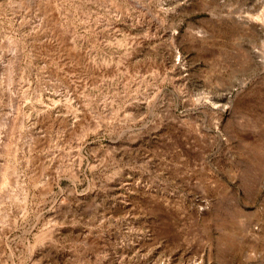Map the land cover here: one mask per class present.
<instances>
[{
	"label": "rangeland",
	"instance_id": "obj_1",
	"mask_svg": "<svg viewBox=\"0 0 264 264\" xmlns=\"http://www.w3.org/2000/svg\"><path fill=\"white\" fill-rule=\"evenodd\" d=\"M2 177L0 264H264V0H0Z\"/></svg>",
	"mask_w": 264,
	"mask_h": 264
},
{
	"label": "bare ground",
	"instance_id": "obj_2",
	"mask_svg": "<svg viewBox=\"0 0 264 264\" xmlns=\"http://www.w3.org/2000/svg\"><path fill=\"white\" fill-rule=\"evenodd\" d=\"M105 1V0H104ZM108 1V0H107ZM111 2V1H110ZM102 3V2H101ZM107 4H108V2H107ZM114 5V4H113ZM112 6V5H111ZM116 6V5H115ZM114 8V7H113ZM114 9H118V8H114ZM261 16V15H260ZM258 18H259V16H258ZM258 18H256V19H258ZM261 18H262V16H261ZM260 18V19H261ZM251 20V19H250ZM115 27V26H114ZM117 28V27H116ZM55 42V41H54ZM65 44V43H64ZM73 44V43H72ZM45 45V44H44ZM75 50H76V48L74 47V46H71V45H69L68 47H65L62 43H47L45 46H43V47H37L36 48V53H38V55H40V56H44V57H49L50 59H52L53 57H57V58H59V59H61L63 62L64 61H66V63H64V65H71L72 67H76L78 70H80L79 71V73H81V74H83L84 76L83 77H88L87 79H86V77H85V81L86 80H89L90 82H93V83H97V82H100V81H102L103 80V78L104 77H106V76H110L111 77V75H113V74H115V72H117V70L115 71V70H109V69H103V71H97V70H95V69H93L91 66H90V64H88V62L86 61V59H88V58H86L85 59V57L84 56H82L81 54L80 55H76L75 54ZM52 53V54H51ZM55 53V54H54ZM51 61V60H50ZM121 62V61H120ZM124 63V62H123ZM122 63V65H124V74L123 75H125L126 76V78H132L133 77V75H132V71H135V69L137 70V68L133 65V64H131L130 62H128V63H124L123 64ZM94 66V65H93ZM119 66L121 67V63L119 64ZM119 66H115V67H119ZM97 68V67H96ZM100 68V67H99ZM109 68H111L110 66H109ZM121 68H123V67H121ZM77 70V71H78ZM120 71V70H119ZM73 73V72H72ZM78 74V73H77ZM78 78V77H77ZM80 81V80H79ZM123 81V80H122ZM73 82V81H72ZM71 82V83H72ZM84 82V81H83ZM82 87V86H81ZM74 88V87H73ZM76 88V87H75ZM78 89V88H77ZM76 89V90H77ZM20 117V116H19ZM20 119V118H19ZM19 119H16L14 122H12L13 123V127L12 128H15V127H17V126H21V119H20V122L18 121ZM21 128V127H20ZM11 130H13V129H11ZM17 130V129H16ZM11 133V132H10ZM10 148V147H9ZM10 150V154L12 155V157H15L16 156V153H17V147L15 146V145H11V148L9 149ZM5 180H7L6 179V177H2L1 179H0V185L2 184V183H4L5 182ZM9 182V181H8ZM1 195V194H0ZM5 196V195H4ZM3 200H4V198H3ZM86 240V245H87V247H88V249H86L87 250V256H88V258L89 259H96L95 257H93V255H92V253H91V251L95 248V246H96V242H94L93 240H90V239H85Z\"/></svg>",
	"mask_w": 264,
	"mask_h": 264
}]
</instances>
